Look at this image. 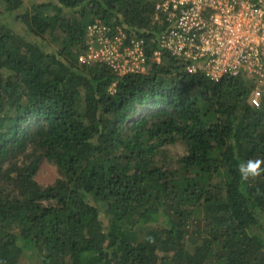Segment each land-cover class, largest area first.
Segmentation results:
<instances>
[{
  "label": "trees",
  "instance_id": "trees-1",
  "mask_svg": "<svg viewBox=\"0 0 264 264\" xmlns=\"http://www.w3.org/2000/svg\"><path fill=\"white\" fill-rule=\"evenodd\" d=\"M24 1L0 0V264H264V172L238 170L264 160L251 86L169 53L147 73L79 61L96 20L156 49L157 0H50L12 18Z\"/></svg>",
  "mask_w": 264,
  "mask_h": 264
},
{
  "label": "built area",
  "instance_id": "built-area-1",
  "mask_svg": "<svg viewBox=\"0 0 264 264\" xmlns=\"http://www.w3.org/2000/svg\"><path fill=\"white\" fill-rule=\"evenodd\" d=\"M155 21L163 29L149 52L145 39H128L121 29L110 34L96 20L79 61L103 62L117 74L147 73L169 53L186 62L189 72L244 81L251 86L249 103L264 105V0H157Z\"/></svg>",
  "mask_w": 264,
  "mask_h": 264
},
{
  "label": "rangeland",
  "instance_id": "rangeland-1",
  "mask_svg": "<svg viewBox=\"0 0 264 264\" xmlns=\"http://www.w3.org/2000/svg\"><path fill=\"white\" fill-rule=\"evenodd\" d=\"M44 1H50V0H25L22 7L19 10L12 12L11 16L12 18H14L18 13H21L23 11L32 8V6L35 3L44 2ZM2 10H4V7L0 9V11ZM5 14L3 16L0 15V18L3 17L4 19ZM183 150L184 147L181 143L175 144L171 147V151L175 156L182 154L184 152ZM58 176H59V172L56 166L52 162L46 159L42 160L36 175V178L39 181V183H41L42 185L52 184L57 179ZM29 262H30L29 259L25 256H22L20 259L21 264H28Z\"/></svg>",
  "mask_w": 264,
  "mask_h": 264
},
{
  "label": "clouds",
  "instance_id": "clouds-1",
  "mask_svg": "<svg viewBox=\"0 0 264 264\" xmlns=\"http://www.w3.org/2000/svg\"><path fill=\"white\" fill-rule=\"evenodd\" d=\"M264 160L260 159H249L247 161H242L238 165V170L240 173V178L242 182H246L250 179H255L259 177L262 172H264Z\"/></svg>",
  "mask_w": 264,
  "mask_h": 264
}]
</instances>
